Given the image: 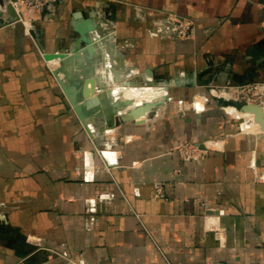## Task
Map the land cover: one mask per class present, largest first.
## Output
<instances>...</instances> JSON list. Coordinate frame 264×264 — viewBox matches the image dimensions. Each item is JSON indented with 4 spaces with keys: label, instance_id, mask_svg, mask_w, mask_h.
<instances>
[{
    "label": "crops",
    "instance_id": "obj_1",
    "mask_svg": "<svg viewBox=\"0 0 264 264\" xmlns=\"http://www.w3.org/2000/svg\"><path fill=\"white\" fill-rule=\"evenodd\" d=\"M53 9L26 12L35 38L21 22L0 28V264H264L260 126L216 95L203 101L207 89L264 85V0H57ZM150 13L189 17L195 34L150 38ZM81 33L91 52H74ZM58 52L73 63L45 59ZM91 60L95 92L115 87L90 96L102 107L87 124L94 132L112 114L101 99L125 115L149 89L176 86L188 105L151 97L139 118L100 130L95 147L50 72L58 62L75 94ZM179 142L208 152L183 160L171 150ZM94 148L103 156L93 159Z\"/></svg>",
    "mask_w": 264,
    "mask_h": 264
},
{
    "label": "built area",
    "instance_id": "obj_2",
    "mask_svg": "<svg viewBox=\"0 0 264 264\" xmlns=\"http://www.w3.org/2000/svg\"><path fill=\"white\" fill-rule=\"evenodd\" d=\"M57 0H0V19L6 21L13 18L9 9L11 6L19 21L27 26V11L43 13L52 12L53 6ZM151 16V25L146 28L150 38H163L174 40L190 39L195 34L196 24L189 17H183L175 13H168L161 16L148 14ZM32 22V20H31ZM27 30L28 27H26ZM237 99V100H236ZM236 101L260 104L264 106V85L261 83H250L237 87ZM207 146V145H205ZM183 160H201L208 152V148H201L195 143H182ZM157 196H164L162 188L157 189Z\"/></svg>",
    "mask_w": 264,
    "mask_h": 264
},
{
    "label": "rangeland",
    "instance_id": "obj_3",
    "mask_svg": "<svg viewBox=\"0 0 264 264\" xmlns=\"http://www.w3.org/2000/svg\"><path fill=\"white\" fill-rule=\"evenodd\" d=\"M13 18H10V19H7L6 21H4V20H2V19H0V28H2V27H6V26H10V25H13V24H16V23H23L22 21H19V18L17 17V16H12ZM28 19H31V18H28ZM145 19V18H144ZM28 22H29V24L30 25H28V29L29 30H27V26L23 23V25H24V27H25V29H26V31L28 32V34L30 35V36H32L33 38H35V35H34V32H33V29H34V24H33V22H31V20H27ZM32 24V25H31ZM30 27V28H29ZM77 41V40H76ZM80 47H85V44L83 43V44H80ZM68 53L70 52V51H67ZM71 54V53H70ZM53 64V66H52V69H51V74H52V76L56 79V81H57V83H58V85H59V87L62 89V91L64 92V95L66 96V101L68 102V104L70 105V108L72 109V111L75 113V115H76V117L78 118V120H79V122L81 123V125L84 127V129L87 131V133L89 134V137H90V140L94 143V146L96 145L95 144V140H97V138L99 137V135L97 134V133H99L100 132V130L102 131V129L104 128V129H108V130H110L111 128H113L114 126H117L119 123L116 121V119L120 116V113H115V112H113V110L111 109L110 111L112 112V114H111V117L109 118V119H107L106 120V124L107 125H105V126H103V124L101 123L100 124V126H99V130H96V132H94L93 130H89V128H87L86 127V125H85V123H84V121L80 118V116L78 115V113H77V111H76V109H75V107L77 106L76 105V103L77 102H80V103H78V104H82L81 102H83V103H87L88 102V100H89V102L88 103H90V102H92L93 100L95 101V97L97 98H99V97H101V96H103V94H101V95H99L100 93H102V92H109L110 90H113V89H115V87H110V85H107L105 88H103V87H101V88H98V90L95 92V89L93 90V92L91 93V95L92 96H95L93 99H91V97L89 96L87 99L84 97V95H83V93L84 92H82V90H84V85H83V79L84 78H86L87 76H93L94 75V77H97V75H98V73H97V68L96 67H94L93 65H94V62H93V60H91V62H90V65H89V69L88 70H85V71H83L81 74L80 73H78V74H76L77 75V77H78V81H79V84H78V86H77V89L79 90V92H78V95L76 96L77 98H75L74 99V102L72 101V103H71V101L68 99V97H67V95H66V93H65V91H64V89H63V87L61 86V84H60V82H59V80H58V78H61L64 82H66L67 83V81H66V77L63 75V72H58L57 74H56V70L60 67V64H58V62H57V64H58V66H57V64L56 63H52ZM55 70V71H54ZM165 81H156V86H152V87H159V85H157V84H161V83H164ZM65 83V84H66ZM109 86V87H108ZM176 86H171L170 87V89H169V92H167V94H165L164 96H162L160 99H163L164 100V104L166 105V107H171V106H176V107H180L181 105H185V104H187L188 105V103H184L183 102V100L182 99H180V101H179V99H176V98H178L177 96V92H176V88H175ZM161 88V87H160ZM150 91L152 90V89H149ZM236 90H237V88H235L234 89V91H233V93H231V95L230 96H227V95H229V94H224L225 93V91L223 90V92H221V91H216V92H214L213 91V93H214V95H213V93H211L210 92V89H207V92L205 93V97L203 98V101H205V99H210V98H212V97H215V95H216V97H220V99H217V98H215V99H217V100H220L221 101V103L223 104L224 102V107H225V109H226V107L227 106H234V102H238V101H236L235 100V98H236ZM158 91V90H157ZM156 90H152V92H155V94H156V96H157V92ZM96 93H98V95H96ZM147 93V92H146ZM155 94H154V96H155ZM104 95H106V94H104ZM154 96H152V97H154ZM114 99H116V97H114ZM150 98H147V100H149ZM195 99H196V97L194 96L193 97V99H191V104H192V102H194L195 101ZM147 100H143L142 102H140V103H138V105H135V106H133V107H125V112L127 111V110H129V111H127V113H129L130 112V110H132V109H134V108H137V107H142V106H148L149 104H150V102H148ZM187 100H189V99H187ZM214 100V99H213ZM84 101H86V102H84ZM98 101V100H97ZM97 101H95V102H97ZM179 101V102H178ZM98 103V102H97ZM111 103H112V101H111ZM175 103H176V105H175ZM240 103V102H239ZM242 104H246V103H244V102H241ZM95 104V103H94ZM129 104H130V106H132L133 105V102H129ZM129 104H126L127 106H129ZM148 104V105H147ZM90 105H93V103H91ZM156 105H159V104H156ZM199 105V104H198ZM197 107H199V106H197ZM204 108H205V106H204ZM161 109H163V108H161ZM160 109V110H161ZM101 110V109H100ZM100 110H96L94 113H92L91 115H90V117L88 118V120L91 122V123H93L94 121H96L95 120V116H94V114H100L99 112H100ZM238 110H240V109H238ZM241 111V110H240ZM124 112V113H125ZM242 112V111H241ZM91 112H87V114H90ZM148 113H151V117H152V115L153 114H160V112H159V110H157V109H151L149 112H147V114ZM243 113V112H242ZM245 114H247V113H244L243 115H245ZM235 115V114H234ZM240 115H242V114H240ZM241 116V117H238L237 116V120H236V123L238 124V125H240L242 128H243V126H242V124L243 123H245L249 118L247 117V116ZM139 118V117H138ZM121 122V121H120ZM88 126V125H87ZM89 127V126H88ZM250 131V130H249ZM253 132H255V133H260L263 137H264V134H262L263 132L262 131H253ZM182 143L183 142H179V143H175L174 145H173V147H172V151H174V152H177V154H179V156H180V158L181 159H183L182 157H183V151H182V149H181V145H182ZM96 147V146H95ZM91 154H92V158L93 159H95V157H96V155L98 154V155H100V156H103V153L102 152H100V151H98V150H95V148H94V151H92L91 152ZM162 188V184L161 183H157L156 184V195H157V189L158 188Z\"/></svg>",
    "mask_w": 264,
    "mask_h": 264
},
{
    "label": "water",
    "instance_id": "obj_4",
    "mask_svg": "<svg viewBox=\"0 0 264 264\" xmlns=\"http://www.w3.org/2000/svg\"><path fill=\"white\" fill-rule=\"evenodd\" d=\"M9 9H10L11 15L12 16H16V13H15L14 9L11 6H9ZM83 36L84 35L81 33V37L75 42V43H78L77 46H76L77 48L75 49V51H77L79 49L80 44L84 43L85 44V47H83L84 51L91 52L93 50V45L90 42H87L86 39L83 38ZM44 56H45L46 60H52V59H55V58H68L69 55L66 54V53L58 52V53H45ZM58 80H59L61 86L63 87L68 99L71 101V103H72V101L74 102V99L77 98V97L73 98L71 96V94H70L65 82L62 79H60V78H58ZM89 84H91L92 87H89ZM83 85H84V90H82V92H84L83 95H84L85 98L89 97L91 92H93V90L95 88V85H96L95 77H90V78L84 79ZM234 106L237 107L238 109H240L243 113H252L253 117H254L253 120L256 123H259V125L261 127V130L264 131V110H263L262 106H260L259 104H251V103L242 104V103H239V102H234ZM142 107H137L135 110H140V108H142ZM75 109H76L78 115L80 116V118L84 121V118H83V116H82V114H81V112H80V110L78 109L77 106L75 107ZM130 112H132V111H130ZM131 120H134V117H133V115H131V113H129V114L126 113L125 115H120L116 119L117 122H120V121L127 122V121H131ZM84 123H85V121H84ZM85 125H86L87 128H89L86 123H85ZM202 146L204 147V145H202Z\"/></svg>",
    "mask_w": 264,
    "mask_h": 264
},
{
    "label": "bare ground",
    "instance_id": "obj_5",
    "mask_svg": "<svg viewBox=\"0 0 264 264\" xmlns=\"http://www.w3.org/2000/svg\"><path fill=\"white\" fill-rule=\"evenodd\" d=\"M28 25H30L29 24V22L27 21V27H28ZM84 39H86V41L87 42H90L92 45H94L95 43H94V41L91 39V38H84ZM95 46V45H94ZM94 46H93V48H94ZM77 48V47H76ZM75 48V49H76ZM79 50V49H78ZM74 52H76L75 50H74ZM55 59H61V60H63V64L65 65V67L68 65V66H70L72 63H73V61L72 60H66L65 61V59L66 58H55ZM55 59H52V60H55ZM48 61H51V60H48ZM62 64V63H61ZM59 70V68L56 70V73H58V72H62L61 70L60 71H58ZM110 78H111V76H110ZM61 79V78H60ZM67 81V80H66ZM70 82L72 83L73 81L72 80H70ZM66 83V82H65ZM78 84H79V82L76 84L77 86H78ZM66 86H67V88H68V90H69V92H70V94H71V96L73 97V98H75L77 95H78V92H79V90H78V92H76L75 94H73V91L71 90V88H69V86H68V83H66ZM95 89V88H94ZM154 89V88H153ZM152 89V90H153ZM152 90L150 91V90H148L147 91V93L145 92L144 94H143V97L144 98H151L152 96H154V94H155V92H152ZM154 90H156V89H154ZM158 90V91H157ZM156 91V93H157V96H156V94H155V96L156 97H158V96H160V95H163V93L164 92H167L168 91V88L167 87H164V88H162V89H157ZM126 92V91H125ZM128 93V92H127ZM132 93V92H131ZM91 95V94H90ZM133 96V95H132ZM131 96V97H132ZM154 96V97H155ZM88 97H86V99H87ZM133 98V97H132ZM153 98V97H152ZM98 99H96L95 98V101H97ZM111 100V99H110ZM94 100L92 101V102H90V103H88L89 102V100H88V102L87 103H83V102H81L82 104H78V103H80V102H77L76 103V105H77V107H78V109L80 110V112H81V114H82V116H83V118H84V121H85V123L86 124H91L92 125V123L88 120V118L90 117V115L92 114V113H94L97 109L98 110H100V109H102V107L101 106H99V104L97 103V102H95ZM101 101H102V103H104L105 104V111L104 112H106V113H109V112H111V111H108V109H106V108H108L111 104L110 103H108V99H101ZM84 102H86V101H84ZM100 102V101H99ZM138 102V101H137ZM91 103H93V105H90ZM95 103V104H94ZM101 103V102H100ZM115 107H119V106H122L123 104H122V101H117L115 104H113ZM148 105V104H147ZM260 105V104H259ZM260 106H262V105H260ZM150 107H151V104H149L148 106H144V107H142V108H140V110H135V109H132L131 111L132 112H129V113H131V115H133V117L134 118H138L140 115H141V113L143 112V111H147L148 109H150ZM262 108H263V110H264V106H262ZM232 111H233V109H231ZM87 112H91L90 114H87ZM128 113V114H129ZM247 114H250V115H253L252 113H247ZM140 119H141V117H140ZM253 119H254V117H253ZM254 121V120H253ZM94 123V122H93ZM89 124V125H90ZM258 127L260 126L259 125V123H255ZM254 128V127H253ZM252 128V129H253ZM255 129V128H254ZM260 130H261V127H260ZM262 131V130H261ZM263 133H264V131H262Z\"/></svg>",
    "mask_w": 264,
    "mask_h": 264
}]
</instances>
